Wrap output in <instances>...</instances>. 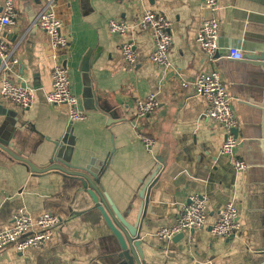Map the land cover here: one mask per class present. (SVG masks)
I'll use <instances>...</instances> for the list:
<instances>
[{
    "label": "crops",
    "instance_id": "1",
    "mask_svg": "<svg viewBox=\"0 0 264 264\" xmlns=\"http://www.w3.org/2000/svg\"><path fill=\"white\" fill-rule=\"evenodd\" d=\"M2 5L0 0V13ZM43 5L44 0H14L13 23L0 30L18 59L8 78L34 94L28 108L0 97V139L6 143L0 144V228L11 224L18 209L33 219L52 212L61 224L40 247L23 252L4 247L0 264H128L97 208L101 203L92 200L80 178L58 169L37 172L29 165L49 166L54 141L62 138L57 156L94 169L97 185L129 224L143 198L150 197L147 183L157 178L137 227L146 264H252L264 247V63L221 53L207 63L195 42L202 20L211 15L202 0H55L69 40L58 60L66 65L71 92L86 114L71 121L65 106L45 99L53 60L46 35L32 25ZM147 8L162 12L170 23L168 68L148 60L153 39L136 26ZM213 14L220 21L222 47H239L244 56L264 48V0H218ZM110 19L124 20L128 33H111ZM124 40L133 43L134 63L122 57ZM210 68L219 71L231 97L240 138L234 158L246 164L244 171L219 153L225 131L204 116L205 98L185 83ZM149 94L158 100L157 109L135 126L134 103ZM138 132L155 140L151 151ZM193 193L207 197L205 227L159 240L157 230L174 221ZM230 200L240 211L238 233L229 239L214 236L211 224Z\"/></svg>",
    "mask_w": 264,
    "mask_h": 264
},
{
    "label": "built area",
    "instance_id": "2",
    "mask_svg": "<svg viewBox=\"0 0 264 264\" xmlns=\"http://www.w3.org/2000/svg\"><path fill=\"white\" fill-rule=\"evenodd\" d=\"M204 7L211 13L202 20L196 34L195 42L205 53L208 64L218 58V54L230 59H242L244 54L239 47H222L219 42L220 21L213 12L218 8V0H202ZM55 0H44V5L34 18L32 25L40 29L47 37V47L53 65L50 70L51 88L45 94L46 102L66 107L71 121H80L85 118V112L78 107V99L71 92L70 79L65 64L58 60L59 51L68 48L69 40L62 33V21L55 12ZM14 0H3L0 13V30L3 26L13 23ZM136 26L139 31L149 33L153 39V49L148 55V60L164 68L170 66L168 53L172 46L170 23L164 14L151 8L141 11ZM111 33L125 36L129 31V25L121 19H110L107 24ZM123 59L128 63L137 60V53L133 43L124 40L120 44ZM18 59L9 50L8 43L0 35V97L4 100L28 108L33 101V90L15 83L8 78ZM193 92L205 98L207 108L204 116L220 125L225 131V138L219 148V153L232 160L234 167L239 171L246 169V164L234 158V150L240 141L232 129L237 127V118L231 108V97L218 70L214 68L200 71L190 81H186ZM158 106V100L154 94L145 98H138L134 103L133 124L137 126L143 119L152 115ZM137 136L148 151H151L155 140L149 136H143L140 132ZM207 197L203 194L193 193L189 195L187 203L183 204L180 214L173 222L160 227L156 236L159 240H169L176 234L185 230L201 229L206 225L208 209ZM239 208L236 202L228 201L218 212L211 224L212 235L222 238L234 237L240 228ZM61 224L58 215L45 211L33 219L24 210L18 209L12 217L8 227L0 228V250L8 245H14L17 250L23 252L31 247L42 246ZM60 264V263H55Z\"/></svg>",
    "mask_w": 264,
    "mask_h": 264
},
{
    "label": "water",
    "instance_id": "3",
    "mask_svg": "<svg viewBox=\"0 0 264 264\" xmlns=\"http://www.w3.org/2000/svg\"><path fill=\"white\" fill-rule=\"evenodd\" d=\"M244 58L248 60L257 61L260 65L264 63V48L262 50H256L252 53L246 54ZM25 85V84H23ZM261 106L264 109V90L262 93V100H261ZM264 112V110H263ZM232 133L237 135V128H233ZM65 140L62 138L58 141H54V150L52 152V155L49 159V162L51 163L46 168H37L34 167L31 163L29 165L31 166L32 170L41 172L46 171L49 169H58L61 171H64L66 173H70L72 175H76L80 178V181L82 183V186H84L86 192L91 196L92 200L95 203L100 202L101 205H98L97 208L100 210L106 224L111 229L112 233L115 235V237L118 240L121 253L120 255L124 257L128 264H146L144 262V254L141 248V238H140V232L137 231V227L139 225L140 229L142 227V219L144 217L146 207L148 204V199L151 198V195L154 190L157 189L159 182L156 179L151 182V180L147 183L145 189L149 187L148 192L150 194V197L148 195V198H143V202L140 207V211L136 217V221L134 224H129L122 216L117 212L113 204L111 203L110 199L104 194L101 186H98V175L94 169H88L85 167L80 166H74L65 161L64 158H60L57 156L58 154V147L64 143ZM0 144H6L3 140L0 139ZM153 179V177H152ZM151 182V183H150ZM88 187V188H87ZM115 216V217H114ZM141 220V221H140ZM192 230V229H191ZM181 233L176 234L175 236H178ZM259 257L254 259L252 261V264H264V247L259 250Z\"/></svg>",
    "mask_w": 264,
    "mask_h": 264
}]
</instances>
